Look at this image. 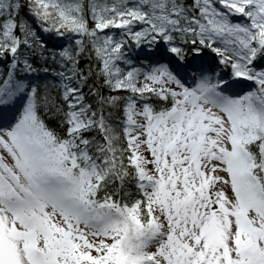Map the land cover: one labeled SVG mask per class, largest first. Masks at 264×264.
<instances>
[{
	"label": "snow or ice",
	"instance_id": "1",
	"mask_svg": "<svg viewBox=\"0 0 264 264\" xmlns=\"http://www.w3.org/2000/svg\"><path fill=\"white\" fill-rule=\"evenodd\" d=\"M0 264H264V0H0Z\"/></svg>",
	"mask_w": 264,
	"mask_h": 264
}]
</instances>
